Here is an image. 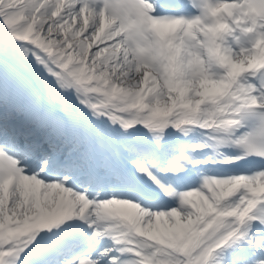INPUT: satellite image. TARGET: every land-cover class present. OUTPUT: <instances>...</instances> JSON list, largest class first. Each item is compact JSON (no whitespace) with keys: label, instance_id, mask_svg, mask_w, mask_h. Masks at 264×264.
Instances as JSON below:
<instances>
[{"label":"snow or ice","instance_id":"1","mask_svg":"<svg viewBox=\"0 0 264 264\" xmlns=\"http://www.w3.org/2000/svg\"><path fill=\"white\" fill-rule=\"evenodd\" d=\"M0 264H264V0H0Z\"/></svg>","mask_w":264,"mask_h":264}]
</instances>
